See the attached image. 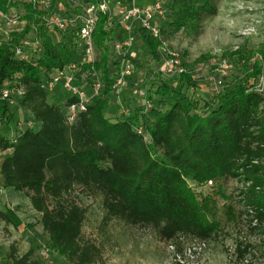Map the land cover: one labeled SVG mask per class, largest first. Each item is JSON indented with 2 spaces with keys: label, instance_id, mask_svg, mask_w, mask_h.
<instances>
[{
  "label": "trees",
  "instance_id": "16d2710c",
  "mask_svg": "<svg viewBox=\"0 0 264 264\" xmlns=\"http://www.w3.org/2000/svg\"><path fill=\"white\" fill-rule=\"evenodd\" d=\"M19 1L0 0L4 14L22 7L21 19L25 22L22 30L10 32L8 38L0 36V91L6 81L16 80L13 86L25 91L18 99L19 105L39 128H27L14 137L0 133V153L10 150L0 161V174L4 188L24 193L42 214L43 229L56 252L72 264H96L102 260L100 246L81 241L86 211L80 204L66 200L77 189L101 195L107 219L152 226L162 239L174 243L182 236L207 241L218 225L208 217L206 200L201 202L190 184L242 177L245 189L241 199L256 222L264 223L263 94L248 92L243 84H237L217 93V105L202 114L198 112V101L187 94L194 83L185 73L180 76L186 78V88L162 83L156 89L160 96L158 105L170 100L166 110L153 106L149 111L137 110L131 116L111 119L110 97L115 94L112 86L118 72L111 73L112 50L106 41L114 30L108 26L111 16L100 13L92 34L100 56L94 62H82L74 72L80 84L89 86L94 83L91 73L97 72L102 89L87 110L70 123L67 111L75 97L67 92V98L59 104L48 96L61 85L53 91L42 86L53 70L75 64L73 46L56 43L46 24V18L58 12L59 4L69 3L53 0L49 6H41ZM80 1L75 11L99 0ZM197 1L198 6L178 0L169 25L180 29L196 22L203 12H215L210 0ZM119 26L117 40L124 35L122 24ZM69 32L77 34L78 30ZM30 34L36 36L41 47L35 60L16 56V48ZM137 42L143 54L160 57L162 39L144 27H139ZM133 62L135 65L136 58ZM86 71L88 79L83 80L81 76ZM131 78L128 81L132 82ZM12 106L0 99V123L8 132L14 129L16 117ZM139 126L143 133L138 132ZM53 201L59 206L53 207ZM0 219L15 228L23 223L11 208H0ZM34 252L31 247L18 255L13 248L11 264H42Z\"/></svg>",
  "mask_w": 264,
  "mask_h": 264
},
{
  "label": "rangeland",
  "instance_id": "374dc122",
  "mask_svg": "<svg viewBox=\"0 0 264 264\" xmlns=\"http://www.w3.org/2000/svg\"><path fill=\"white\" fill-rule=\"evenodd\" d=\"M110 1L112 14L108 26L114 31L106 46L112 50L111 73L116 74L122 63L120 55L114 52V42L120 31L115 6L122 0ZM136 1L141 5L160 1L163 5L165 16L159 20V24H164L160 57L143 54L140 42L135 44L137 62L132 82L128 81L122 87L119 96L111 94L108 117L131 116L137 110L149 111L153 106L162 110L169 108L170 100L163 106L158 105V86L168 83L186 88L187 83L184 76L164 70L166 49L178 52L187 68L194 83L187 89V94L198 101V112L202 114H208L217 105V93L222 94L237 84H243L248 92L264 95V0H210L215 8L214 13L203 12L196 22L180 29L169 25L177 11L178 0ZM187 1L195 6L200 4L197 0ZM19 2L23 3L21 0ZM67 2L68 6L59 4L56 15L71 18L76 12L80 13L75 11L80 0ZM22 14V7L14 8L6 17L0 18V36L8 38L10 32L22 30L25 26ZM48 31L56 43L62 41L73 46L77 65L74 71H78L82 62L87 60L84 41L76 32L60 31L54 27L48 28ZM22 46V58H39L41 47L34 34H30ZM94 49V58L98 59L100 50L96 46ZM88 74V71L84 72L81 78L88 79ZM219 79L223 84L218 87V92L215 82ZM135 82L146 92V99L133 93ZM15 83L16 80L12 84ZM48 97L50 101L62 104L67 98V91L58 86ZM146 102L152 106L146 107ZM12 108L16 113L14 129L8 132L6 126L0 123V133L14 137L27 128H39L30 113L20 107L18 99ZM261 108L264 114V103ZM4 155L0 153V157ZM190 186L201 202L206 200L208 217L218 225L213 237L207 241L182 236L174 243L162 239L152 226H133L118 218L107 219L101 195H89L77 189L67 195L66 200L80 204L86 211L81 241L94 242L101 247L102 260L96 264H264V223L256 222L251 209L241 199L245 189L243 178L191 183ZM9 192L11 189L6 188L0 196V208L16 210L23 224L15 228L0 219V264L11 263L9 256L13 248L18 255H22L31 247L35 248L34 257L39 258L42 264H72L56 251L48 259L41 258L40 248L44 245L52 247L49 234L41 223L42 214L32 207L30 198L22 192H15V197L4 198ZM52 206L58 207L59 203L53 201Z\"/></svg>",
  "mask_w": 264,
  "mask_h": 264
},
{
  "label": "built area",
  "instance_id": "2783aa9c",
  "mask_svg": "<svg viewBox=\"0 0 264 264\" xmlns=\"http://www.w3.org/2000/svg\"><path fill=\"white\" fill-rule=\"evenodd\" d=\"M41 6H49L53 0H25ZM100 13H107L111 16V1L99 0L82 5L80 13H76L71 18H64L58 15H50L46 18L48 28H56L60 31H69L77 29L79 38L84 41V53L86 55L85 62H94L95 49L92 41V34ZM0 9V18L6 17ZM115 15L118 16V21L122 24L124 35L122 39L114 42V52L120 55L122 67L115 77L112 89L115 94L120 95L122 87L133 76L135 65L133 59L136 58L134 45L139 27H144L153 36L162 38L161 24L159 20L164 18L163 5L160 1H155L151 4H138L136 0L119 1L115 6ZM79 23V24H78ZM163 48L165 46L163 45ZM24 54L23 46L16 48V56L22 58ZM165 58L163 68L170 74L182 75L187 73V68L181 61L178 52L173 50H165ZM228 67L227 65H225ZM223 67V65H222ZM74 69L76 64L72 63L62 69L53 70L48 78L43 81V87L48 91H53L56 86L61 85L70 96L75 97V101L70 104L67 111L68 120L70 123L76 121L81 112L87 110L88 105L94 97L100 94L102 82L97 72L93 71L92 77L94 83L92 85L80 84L75 75ZM14 81H6L0 91V99L7 100L11 105H14L19 97L23 96L25 91L23 88L13 86ZM83 83V81H82ZM216 84V90L222 86L223 82L219 79ZM219 92V91H218ZM133 93L137 96L146 99V92L141 90L137 82L133 84ZM148 102V101H147ZM146 107H151L147 104ZM20 123V122H19ZM139 133H143L142 126L137 128ZM5 192V188L0 185V196ZM56 250L53 247L44 245L40 248L39 254L41 258L48 259Z\"/></svg>",
  "mask_w": 264,
  "mask_h": 264
},
{
  "label": "crops",
  "instance_id": "0c3cea01",
  "mask_svg": "<svg viewBox=\"0 0 264 264\" xmlns=\"http://www.w3.org/2000/svg\"><path fill=\"white\" fill-rule=\"evenodd\" d=\"M6 153H10V150L9 151H7V152H4L3 154H6ZM2 157L3 156H1L0 157V161H1V159H2ZM0 185L2 186V177H1V174H0ZM6 189V188H5ZM7 189H11V192H9L7 195H6V197H4V198H12V197H15V192H18V191H15L14 189H12V188H7ZM19 193H21V192H19ZM17 196V195H16ZM17 212V211H16ZM23 224V223H22ZM21 226V225H20ZM19 226V227H20ZM12 262V261H11ZM11 264V263H10Z\"/></svg>",
  "mask_w": 264,
  "mask_h": 264
}]
</instances>
